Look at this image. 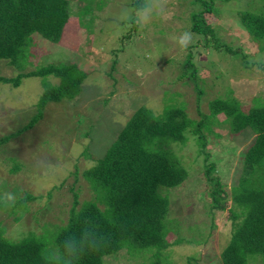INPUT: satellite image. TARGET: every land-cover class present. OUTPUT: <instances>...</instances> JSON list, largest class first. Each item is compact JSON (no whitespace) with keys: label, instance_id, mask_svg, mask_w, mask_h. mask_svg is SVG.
I'll use <instances>...</instances> for the list:
<instances>
[{"label":"rangeland","instance_id":"1","mask_svg":"<svg viewBox=\"0 0 264 264\" xmlns=\"http://www.w3.org/2000/svg\"><path fill=\"white\" fill-rule=\"evenodd\" d=\"M71 1L75 8L89 6L87 10L96 15L94 28L83 27L77 36L73 35V42L80 38L79 50L41 37L37 56L30 58L33 64L27 66L25 73L49 63H76L88 73L80 94L73 100L48 103L44 117L17 135L36 115L43 93L61 84V79L54 75L28 76L19 86L0 85V139L14 134L6 142L0 140V196L8 199L10 193L15 199L28 193L35 197L27 202L24 212L18 213L20 220L0 210L4 236L12 241L33 229L39 232L47 223H64L74 200L70 188L76 182L74 186L81 187L80 200L91 198L92 191L82 171L104 156L141 106L160 114L167 104L184 105L191 118L199 121L202 116L198 103L202 113L209 114V102L216 97H235L244 108L255 105L257 97L264 100V50L248 55L246 49L250 52L249 46L257 44H237L234 39L246 35L237 13L246 8L259 10L257 5L264 0H214L217 15L223 17L210 39L220 42L222 49L231 46L226 53L204 46L206 38L191 30L192 14L201 9L198 0H166L163 14L154 15L143 27L135 23V10L141 0ZM90 18L91 15L86 16L87 20ZM76 20L72 18V22ZM186 32L191 33V42L182 47L179 39ZM89 40L91 44L87 45ZM244 53L249 60L256 57L253 69L243 65ZM189 60L192 64L186 68ZM0 73L14 77L20 71L2 63ZM181 75L185 78L180 79ZM197 84L203 89L201 94ZM215 129L222 136L209 135L206 151L211 153L210 160H217L216 173L231 188L241 172V153L254 134L245 130L233 141L225 125ZM187 136L185 146L174 145L172 149L185 166L201 172L208 156L201 152L197 134L188 131ZM87 152L94 158L89 159ZM75 168L80 169L77 176ZM193 177L172 192L171 216L210 223L209 207L203 200L195 199L198 179ZM191 200H195L194 204L188 208L185 203ZM215 212L216 236L207 246L184 243L171 248L173 262L186 264L188 256L194 255L206 264H223L220 255L230 241L233 222L226 213ZM105 260L106 264L137 263L126 250Z\"/></svg>","mask_w":264,"mask_h":264},{"label":"trees","instance_id":"2","mask_svg":"<svg viewBox=\"0 0 264 264\" xmlns=\"http://www.w3.org/2000/svg\"><path fill=\"white\" fill-rule=\"evenodd\" d=\"M197 6L201 9L192 14L191 30L206 38L204 46L226 53L231 46L222 49L220 42L210 39L223 17V14L217 15L215 1L198 0ZM88 7L75 8L71 0H0V64L6 63L20 71L14 77L0 73V85L19 86L28 76L54 75L61 79V84L43 93L36 115L17 135L44 117L48 103L73 100L80 94L88 73L76 63H49L25 71L33 64L30 58L37 56L41 37L73 50L80 49V38L73 42V35L77 36V31L83 27L92 30L96 19ZM257 8L259 10L246 8L237 13L241 30L246 33L234 38L237 44L258 46H249L248 55L255 54L257 49L264 50V1L259 2ZM87 15H91L89 20ZM72 18L77 20L72 22ZM244 38L246 40L242 41ZM90 44L91 40L87 42ZM248 55L243 54V65L253 69L256 64L252 61L256 57L249 60ZM191 64L189 60L185 67ZM261 69L264 71V66ZM184 78L181 75L180 79ZM194 80L197 81L196 76ZM197 89L200 94L203 92L198 84ZM254 101L255 105L244 108L235 97H216L209 102V114L202 113L198 103L202 116L199 121L191 118L184 105L167 104L160 114L141 106L104 156L82 171L92 191L91 198L81 201V187L74 186L77 182L71 186L74 200L64 223H47L39 232L33 229L16 241L6 238L0 225V264H66L60 255L63 250L65 254L68 250L75 251L84 232L92 230L104 236L105 242L97 250L85 249L72 264H106V257L121 250H126L136 264H176L171 248L184 243L207 246L216 236V210L226 213L233 222L230 241L220 255L222 263L264 264V100L257 97ZM223 125L233 141L245 130L254 134L241 153V172L231 188L216 173L217 160H210L211 153L206 151L209 135L221 138L215 128ZM188 131L198 135L201 152L208 156L201 172L185 166L172 149L174 145H186ZM11 137L14 134L0 140L6 142ZM90 152L85 155L93 159ZM74 171L76 176L80 174V169ZM192 176L198 179L195 199L203 200L205 207H209L210 223L171 216L172 192L184 186ZM23 196L14 200L0 196V210L20 220L18 213L24 212L27 202L35 198L28 193ZM52 196L50 190L48 199ZM191 201L185 203L188 208L195 200ZM66 242L68 249H65ZM186 264L206 263L190 255Z\"/></svg>","mask_w":264,"mask_h":264},{"label":"clouds","instance_id":"3","mask_svg":"<svg viewBox=\"0 0 264 264\" xmlns=\"http://www.w3.org/2000/svg\"><path fill=\"white\" fill-rule=\"evenodd\" d=\"M166 0L161 4V0H141V3L136 7L135 23L141 27L146 26L151 22L154 15H162L164 12ZM191 42V33H183L179 39V43L182 47H187ZM9 200H13L14 197L9 193ZM105 237L98 234L96 230L85 231L81 237L79 247L75 251L68 250L65 254V250L60 255L66 260V264H72L74 258H77L85 249L97 250L104 242ZM65 249H68L67 242L65 243ZM46 260L49 257H44Z\"/></svg>","mask_w":264,"mask_h":264}]
</instances>
